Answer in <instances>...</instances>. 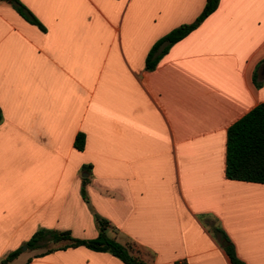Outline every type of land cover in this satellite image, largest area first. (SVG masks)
<instances>
[{"label":"crops","instance_id":"0c3cea01","mask_svg":"<svg viewBox=\"0 0 264 264\" xmlns=\"http://www.w3.org/2000/svg\"><path fill=\"white\" fill-rule=\"evenodd\" d=\"M18 1L40 26L0 0V260L101 218L146 264H231L226 240L264 264V183L224 175L227 127L264 103V0H218L151 70L205 0ZM25 262L125 264L84 246Z\"/></svg>","mask_w":264,"mask_h":264},{"label":"trees","instance_id":"16d2710c","mask_svg":"<svg viewBox=\"0 0 264 264\" xmlns=\"http://www.w3.org/2000/svg\"><path fill=\"white\" fill-rule=\"evenodd\" d=\"M4 1L9 2L25 20L40 26L39 22L18 0ZM217 3L218 0H205L201 11L191 23L181 24L158 38L144 57V69H153L167 49L186 36L206 16L213 12ZM75 148L77 150L82 148L81 134H77L75 137ZM224 175L227 179L264 183V103L256 105L227 127ZM81 195L84 197L83 187L81 188ZM97 220L99 224L98 232L93 238L80 239L73 237L68 230L40 228L35 230L24 244L30 250H39L32 255L33 257L42 256L55 249L84 246L93 251L108 252L125 264H146L137 254L133 253L129 245L121 244L115 238L108 236L106 221L101 218ZM212 230L219 232L216 227ZM226 242L227 244L223 247V250L227 254L230 263L243 264L236 257L231 243L227 240ZM19 253L18 248L10 251L0 260V264L11 261ZM29 260L30 258L26 262ZM26 262L23 264H26Z\"/></svg>","mask_w":264,"mask_h":264},{"label":"rangeland","instance_id":"374dc122","mask_svg":"<svg viewBox=\"0 0 264 264\" xmlns=\"http://www.w3.org/2000/svg\"><path fill=\"white\" fill-rule=\"evenodd\" d=\"M50 245V244H49ZM20 250V257L18 258V260L16 262H13L14 264H19L20 262H24V259L32 256L34 253H36L39 250H30L28 248H26L25 244H21L19 245V247H17Z\"/></svg>","mask_w":264,"mask_h":264},{"label":"water","instance_id":"95a60500","mask_svg":"<svg viewBox=\"0 0 264 264\" xmlns=\"http://www.w3.org/2000/svg\"><path fill=\"white\" fill-rule=\"evenodd\" d=\"M222 244H223V245H225V244H226V242H225V241H223V242H222Z\"/></svg>","mask_w":264,"mask_h":264}]
</instances>
